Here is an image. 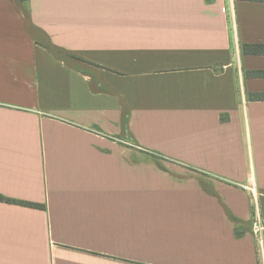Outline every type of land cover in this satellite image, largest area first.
<instances>
[{
	"label": "crops",
	"instance_id": "1",
	"mask_svg": "<svg viewBox=\"0 0 264 264\" xmlns=\"http://www.w3.org/2000/svg\"><path fill=\"white\" fill-rule=\"evenodd\" d=\"M0 196V264H264V0H0Z\"/></svg>",
	"mask_w": 264,
	"mask_h": 264
},
{
	"label": "built area",
	"instance_id": "2",
	"mask_svg": "<svg viewBox=\"0 0 264 264\" xmlns=\"http://www.w3.org/2000/svg\"><path fill=\"white\" fill-rule=\"evenodd\" d=\"M245 190L249 189L256 195V190L254 186L249 185H243L242 186ZM252 230L253 233L260 243L261 247H264V220L260 213V210L258 207L255 208L254 214H253V222H252Z\"/></svg>",
	"mask_w": 264,
	"mask_h": 264
},
{
	"label": "trees",
	"instance_id": "3",
	"mask_svg": "<svg viewBox=\"0 0 264 264\" xmlns=\"http://www.w3.org/2000/svg\"><path fill=\"white\" fill-rule=\"evenodd\" d=\"M73 57L78 59V60H83V58H80L78 56H73ZM0 200L11 201V202L21 203V204L31 205V206H35L36 205V204H32V203H28V202H24V201H20V200L6 198V197H3V196H0Z\"/></svg>",
	"mask_w": 264,
	"mask_h": 264
}]
</instances>
